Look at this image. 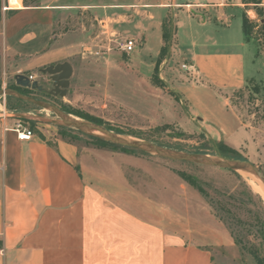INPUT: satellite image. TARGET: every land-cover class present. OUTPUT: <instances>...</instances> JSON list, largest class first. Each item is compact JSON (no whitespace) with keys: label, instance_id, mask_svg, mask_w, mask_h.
I'll return each mask as SVG.
<instances>
[{"label":"rangeland","instance_id":"1","mask_svg":"<svg viewBox=\"0 0 264 264\" xmlns=\"http://www.w3.org/2000/svg\"><path fill=\"white\" fill-rule=\"evenodd\" d=\"M6 7L7 1H3L0 29L3 18L11 15ZM238 8L225 10L228 20L225 25L207 21L202 33L216 39L225 38L235 44L242 38L241 15L255 26L253 43L243 49L246 76L254 80L240 90L212 92L189 68L183 69L190 41L185 27L178 26L185 21L182 12L177 11L174 17V12L166 15L163 10H152L154 20L147 27L145 42L142 46H135L127 56L118 45L127 35L136 39V31L111 36L110 44L103 46L106 34L102 35L103 30L89 15L79 11L57 17L53 33L60 35L62 43L90 45L89 39L101 34L90 47H79L70 59L73 72L67 95L61 99L27 89L28 97L45 101L66 112L86 113L122 133L118 134L120 136L152 140L171 150L176 148L184 153L201 152L221 157L217 150L222 146L264 173V165L257 158L256 150L241 145L243 139L247 146L250 145V138H242V134H235L232 128L234 122L241 125L239 130L244 126L245 129L257 127L255 135L264 140V30L256 14V10L264 11V8L251 0ZM206 14L216 17L219 13L212 10L202 12V15ZM163 17L169 18L170 29L174 26V33L166 55L157 65L156 58L163 46L159 28ZM193 23L196 26L198 19ZM199 35L201 33L195 34L196 41ZM256 49L261 59L254 57ZM29 72L21 60L4 54L0 37V90L15 85L14 78L18 75L30 77ZM34 72V80L47 91L50 86L48 76H42L38 70ZM0 109V115L5 112L7 119H17L35 134L44 132L78 151H106L108 156L103 166L121 170L127 187L147 201L148 212L164 213L163 217L155 219L163 218L174 227L190 225L209 237L204 240L213 251L215 264H257L255 256L264 259V201L247 184L245 177L238 174V178L231 171L169 161L150 154L99 149L77 132L60 130L57 118L48 111L33 105L9 110L6 97H0ZM52 121L55 124H51ZM93 160L87 157L91 164ZM177 173L192 177L208 196L201 195ZM235 236L239 243L234 240Z\"/></svg>","mask_w":264,"mask_h":264},{"label":"crops","instance_id":"2","mask_svg":"<svg viewBox=\"0 0 264 264\" xmlns=\"http://www.w3.org/2000/svg\"><path fill=\"white\" fill-rule=\"evenodd\" d=\"M257 1L264 8V0ZM240 4L241 0H39L38 7L24 8L20 1L21 7L6 8L13 13L3 18L0 37L4 54L21 60L34 80L35 70L63 62L71 65L79 47H90L100 37L101 32L90 38V45L62 43L53 33L57 17L85 12L101 30L104 24L103 46L109 34L127 35L131 30L138 37L127 38L142 46L154 20L152 10L174 12V17L179 11L185 21L178 26L185 27L190 41L185 66L212 92L237 91L254 80L245 73L243 49L253 41L243 35L242 15V38L235 44L202 29L207 21L225 25V10ZM210 10L219 14L202 15ZM194 29L201 33L197 41ZM254 57L261 59L257 49ZM17 123L0 119V264H215L204 240L209 237L190 225L174 227L155 219L164 213L148 212L147 201L127 187L121 170L103 166L106 151H78L41 131L33 132L30 141H19ZM236 123L233 132L250 138V145L245 139L241 145L254 148L264 165V140L255 135L257 127L243 125L239 130ZM87 157L95 159L92 164Z\"/></svg>","mask_w":264,"mask_h":264},{"label":"water","instance_id":"3","mask_svg":"<svg viewBox=\"0 0 264 264\" xmlns=\"http://www.w3.org/2000/svg\"><path fill=\"white\" fill-rule=\"evenodd\" d=\"M72 72V66L68 62L57 63L55 65H49L47 67L39 69V73L42 76L47 75L48 80L51 83V88L47 91H45L42 86L38 85L37 81H34L29 77H25L23 75L16 76L14 78V82L17 87L34 90L39 93H45L48 96L59 97L63 99L67 95ZM7 96L14 97L20 101L33 105L40 110L50 112L57 118V125L60 127L73 129L88 136L101 138L115 146L144 152L169 161L218 168L235 172L237 174L241 172L251 174L254 175L258 179L260 184L264 187V173L257 166L249 162L227 160L221 157H211L203 154H190L180 151H174L146 140L120 136L100 125L84 120H79V118L66 114L57 107L45 101H40L28 96H24L15 90L1 89L0 97ZM51 124H55L54 121H52ZM94 132H96L97 134H95Z\"/></svg>","mask_w":264,"mask_h":264},{"label":"trees","instance_id":"4","mask_svg":"<svg viewBox=\"0 0 264 264\" xmlns=\"http://www.w3.org/2000/svg\"><path fill=\"white\" fill-rule=\"evenodd\" d=\"M3 1H6V0H0V22H1V18H2L1 7H2ZM20 1H22V5H23L24 8L38 7V3H39V0H8V5H7L6 8H8V7L9 8H13V9L19 8V7H21L20 6ZM251 1L254 2L255 4H260L257 0H251ZM246 2H247V0H241L242 4H246ZM9 13L12 14L13 11H10ZM256 14H257L258 19L260 21V27H261V29L264 30V11L256 10ZM173 27H172V30H171L170 29L171 27H170L169 18L165 17L163 22H162L163 46L161 47V49L159 51V54H158V56L156 58V64L157 65L161 63L164 55H166V53L168 51V43L170 42L171 35H173V33H174V28ZM254 29H255V26L248 20V18L245 15H242V31H243V35H244L246 40H252L253 39V31H254ZM8 89L15 90V91L19 92L20 94H22L24 96H28L27 89H23V88L17 87L16 85H11V86L8 87ZM6 98H7V106L9 108V110H11V111L12 110H18V109H23L25 106H30V104L25 103L23 101H20V100L14 98V97L7 96ZM60 110L63 111L64 113H66V114L73 115L74 117H77V118H79L81 120L100 125V126L104 127L105 129L114 132L115 134L122 135V133H118V132L112 130L110 127H108L106 125H103L100 122L94 120L92 117H90L86 113L73 111V110H71L70 112H66L63 109H60ZM60 130H66L68 132H77V133L81 134L84 138H86L89 143H91L93 146H95V147H97L99 149H109L111 151H119V152H124V153H128V154H141V155H146L147 154V153H144V152H140V151H136V150H131V149L115 146V145H113V144H111V143H109V142H107V141H105V140H103L101 138L88 136V135L82 134V133H80L78 131H75L73 129L60 127ZM149 142H152V143L157 144L159 146L171 149V148H169L167 146H164L162 144L153 142L152 140H149ZM173 150L174 151H181V150L176 149V148H173ZM217 153L222 158L227 159V160L242 161V160H240V158H238L236 156V153L234 151H232L231 149L222 147V146H220L218 148ZM194 154H203V153L196 152ZM231 173L234 174L235 176H237L238 178H240L237 173H235V172H231ZM177 175L179 177H181L189 185H191L192 187L196 188L201 195H203L205 197L208 196V194L200 186L197 185L196 181L192 177H190L188 175H185L183 173H177ZM231 235H232V233H231ZM234 238H235L234 240L236 241V243L240 242V240H238L236 236ZM255 259L257 260V264H264L263 257L260 259V258L255 256Z\"/></svg>","mask_w":264,"mask_h":264},{"label":"built area","instance_id":"5","mask_svg":"<svg viewBox=\"0 0 264 264\" xmlns=\"http://www.w3.org/2000/svg\"><path fill=\"white\" fill-rule=\"evenodd\" d=\"M102 29L104 30V24L101 23ZM110 40H108L109 44L112 41L111 36H116L114 34H109ZM136 42L133 38H125L124 41L118 45L119 49L126 55H129L135 48ZM88 48H85L86 50ZM183 69L188 70V67L183 65ZM31 79V77H29ZM1 110V109H0ZM6 113L4 112L0 115V119H6ZM14 131L17 133V139L19 141H30L33 137V132L29 128L23 126L21 123H17L14 127Z\"/></svg>","mask_w":264,"mask_h":264},{"label":"bare ground","instance_id":"6","mask_svg":"<svg viewBox=\"0 0 264 264\" xmlns=\"http://www.w3.org/2000/svg\"><path fill=\"white\" fill-rule=\"evenodd\" d=\"M94 133L97 134L96 132ZM239 175L248 179L247 184L252 188L255 193L260 195L262 200L264 201V187L260 184L258 179L254 175L243 172L239 173Z\"/></svg>","mask_w":264,"mask_h":264},{"label":"flooded vegetation","instance_id":"7","mask_svg":"<svg viewBox=\"0 0 264 264\" xmlns=\"http://www.w3.org/2000/svg\"><path fill=\"white\" fill-rule=\"evenodd\" d=\"M49 83H50V81H48ZM50 85H51V83H50ZM51 88V86H49V88H48V90ZM48 96V95H47Z\"/></svg>","mask_w":264,"mask_h":264}]
</instances>
